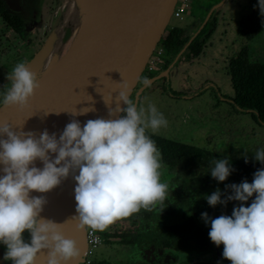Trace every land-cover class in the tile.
Wrapping results in <instances>:
<instances>
[{
    "label": "clouds",
    "instance_id": "clouds-1",
    "mask_svg": "<svg viewBox=\"0 0 264 264\" xmlns=\"http://www.w3.org/2000/svg\"><path fill=\"white\" fill-rule=\"evenodd\" d=\"M258 8L264 16V0H258ZM6 79L10 83L0 108H25L39 88L37 75L19 62ZM149 83L143 80L144 85ZM120 86L116 107H110L112 96L105 101L109 117L118 118L90 119L83 127L72 120L59 139L47 130L37 138L33 132L14 131L7 122L0 124V244L6 247L5 261L36 264L42 252H47V264L79 260L77 243L65 237L63 224L41 217L47 200L31 195L52 191L70 174L76 185V215L65 223L74 222L77 230L104 232L117 221L165 200L168 185L161 182V154L147 133L149 129L157 133L168 121L155 104L138 105L130 98L128 86ZM121 103L126 107L121 108ZM90 111L94 109L71 115ZM253 155L264 165V149ZM37 160L42 169L35 166ZM232 171L227 158L211 162V177L218 182L226 181ZM226 191L231 195L224 200L219 189L205 196L212 207L240 202L231 216L211 219L201 214L205 223L210 222V240L217 247L223 245L222 256L230 264H264V168L254 173L251 183L226 185ZM254 194L250 206H244ZM25 232L30 234L29 242H25Z\"/></svg>",
    "mask_w": 264,
    "mask_h": 264
},
{
    "label": "flooded vegetation",
    "instance_id": "flooded-vegetation-1",
    "mask_svg": "<svg viewBox=\"0 0 264 264\" xmlns=\"http://www.w3.org/2000/svg\"><path fill=\"white\" fill-rule=\"evenodd\" d=\"M209 4L210 0H205ZM210 7L206 9V15L201 17L200 21L186 24L189 16V9L194 0H189L186 8L183 11L181 20H174L180 24L173 25L171 21L167 27L161 41L157 44L153 51L145 69L142 72L141 78L134 88L130 98L138 105L145 104L148 100L152 103L161 101V105L157 106L158 110L162 112L168 121L167 127L161 128L157 133L153 134L148 130V135L155 141V144L161 154L162 168H161V181L164 176L172 178L173 190H168L166 198L163 202L157 203L151 210L141 209L138 213L130 217L121 219L111 225L106 231L99 232L101 238L100 246L95 250L92 255L93 264H230L223 258V245L217 247L209 238L210 222L205 223L202 219V213H207L208 217L215 219L220 215L231 216L233 208L239 206L238 201H229L226 205L218 204L215 207L210 206L205 196L213 194L221 187L226 188V185H232L237 179L239 161L245 163H256L258 161L254 158V153L257 150L264 149V123L258 118V113L251 109H241L234 100V93L231 86L230 76L228 74L229 62L241 55L246 54L251 63L262 64L264 63V22L262 27L254 32V38L249 39L241 35L239 30L243 21H248L249 16L254 10L253 3L250 0H229L231 2L229 7L230 15L224 30L226 34V44L219 50H211L209 56L203 50L206 47L205 28L211 21L213 15L221 16V12L226 8L225 0L221 5V0H212ZM218 6L216 9L212 8ZM235 16V20L232 19ZM221 18H224L222 15ZM232 19V20H231ZM183 25V26H182ZM212 28L209 30L211 35L216 30V26L212 23ZM228 28L232 30L234 39L228 43ZM178 34L186 39L185 43L176 52H172L167 46L166 39L172 32ZM34 40L35 45H41L43 42L42 37L34 36L32 32L27 29L24 20L12 13L6 3L0 0V62H3V69L0 73V100L3 98L4 89L7 85L6 76L19 62L26 63L30 58L31 53L27 49L26 44ZM212 44L211 42L209 45ZM31 49H35L32 46ZM218 53V56L215 55ZM211 58L215 60L214 63H223L225 74L228 77V88L230 89L231 96L225 99H218L217 85H209L212 89L204 88L208 83H212L207 75L205 69L200 70L205 64V59ZM211 66L212 65L211 63ZM192 71V72H191ZM195 73V79L198 82L192 83L188 87H182L183 82L189 77V74ZM148 79V85L143 84V80ZM173 80H175L173 82ZM194 84V85H193ZM173 88L175 90H173ZM213 99L214 101L209 104L205 102L201 109L206 108L209 104V115L211 113H219L222 122L219 125L220 135L216 130L217 138L213 139L208 127L205 137V146L203 148L199 144L186 143L174 137H167L164 133L169 128L171 123L179 122L185 123L191 121L192 113L201 117L202 112H197L196 102H204L205 99ZM189 104V105H187ZM230 105V112L223 111L222 105ZM205 105V106H204ZM145 107L147 105H144ZM126 107V106H125ZM229 107V106H228ZM233 112L237 113L234 114ZM239 113V114H238ZM251 116L255 124L252 125L253 136L261 146H254L252 152L239 150L225 151L224 147H217L216 143L220 139L225 140L226 134L229 133L230 125L226 122V116L242 115ZM210 117V116H209ZM261 130V136L256 135V131ZM226 132V134H225ZM224 133V135H222ZM182 138H186L181 136ZM243 138L244 135H239ZM241 138V139H242ZM243 140H246L245 138ZM161 141H170L179 146L192 147L204 152L205 157H178L172 163H167L162 157ZM224 151V152H223ZM227 158L230 162V167L234 169L229 177L224 182H218L209 177H201L204 172L210 170L211 162L215 159ZM193 166H199V169L191 171ZM188 171L186 172V169ZM194 168V167H193ZM196 171L197 178L192 177L190 174ZM167 173V175L163 173ZM212 187L205 185L206 182L211 181ZM204 180V181H203ZM181 182V185H177ZM169 185V186H170ZM195 187H201L200 194H196ZM199 190V189H198ZM195 192V194H194ZM231 195V192L228 191ZM226 196H221L224 200ZM141 214L140 221L136 218ZM136 215V216H135ZM135 216V217H134ZM25 242H29L28 232L24 233ZM149 246H153L154 250L148 254ZM101 247L106 250V254L110 252L105 258H98V251ZM162 249L163 256L158 257L157 251ZM6 247L0 244V264H12L11 261H5L4 255ZM108 252V253H107ZM114 253V255H112ZM165 253L168 257L165 258ZM86 253L84 255L85 260ZM118 257V258H117ZM131 257V259H129ZM173 258V260H170ZM155 259V260H152ZM173 261V262H172ZM126 262V263H125Z\"/></svg>",
    "mask_w": 264,
    "mask_h": 264
},
{
    "label": "water",
    "instance_id": "water-1",
    "mask_svg": "<svg viewBox=\"0 0 264 264\" xmlns=\"http://www.w3.org/2000/svg\"><path fill=\"white\" fill-rule=\"evenodd\" d=\"M3 1L43 42L40 46H34V40L26 44L31 57L25 64L37 75L39 88L25 108H0V124L7 122L14 131L33 132L37 138L47 130L59 139L72 120L83 127L90 119L118 118L109 117L105 101L112 96L110 107H116L122 83L131 96L179 0H49V4L41 3L29 12L26 8L31 0ZM58 15L60 23L54 27ZM120 106L125 107L123 103ZM84 108L94 111L71 115ZM49 155L54 158V154ZM35 166L43 168L39 160ZM75 186L70 174L52 191L31 195L44 196L47 203L41 217L63 224L65 237L77 243L80 257L76 264H83L86 229L77 230L74 222L65 223L76 215ZM148 250L144 254L154 247ZM162 254V249L157 251L158 257ZM36 264H47V252L38 255Z\"/></svg>",
    "mask_w": 264,
    "mask_h": 264
},
{
    "label": "rangeland",
    "instance_id": "rangeland-1",
    "mask_svg": "<svg viewBox=\"0 0 264 264\" xmlns=\"http://www.w3.org/2000/svg\"><path fill=\"white\" fill-rule=\"evenodd\" d=\"M54 2H59L61 0H52ZM217 1V0H216ZM225 0H221L220 5L224 2ZM229 0L225 1L226 3V8L223 9V11L221 12V16L223 15L224 18H221V16L218 15H213L211 21L207 24V28H205V35L207 33V36H205L206 38V47L203 49L206 53L207 56H209V53L211 50H219V48L224 47L226 44V34L222 33L224 32L226 25L229 23H224L227 22L228 20H230L229 15H230V10H229V5L231 2H228ZM212 1L210 0L209 4L207 3V1L205 0H194V2L192 3L190 9H189V16L187 18V23L186 24H192L193 22H197L201 20V17L204 16V14L206 15V9H208V7H210V5L212 4ZM41 3L43 4H49V0H31V3H29V6H27V12H29L31 10V8L36 7V9L38 8V5H40ZM215 7L212 8L211 12L213 11V9H215ZM60 15H58L55 20H54V27H56L59 23H60ZM232 19L235 20V16H232ZM231 19V20H232ZM212 23L215 24L216 26V30L213 32V34L211 35V32H209V30L212 28ZM171 24L173 25H179L180 22L178 21H171ZM183 26V25H182ZM228 43H232V45L234 44L232 42V40L234 39V36H232V30L230 28H228ZM212 43L209 45V43ZM218 56V53L215 54ZM215 60H212L210 57L205 59V64H203V67H201L200 70L205 69L207 75L209 76V79L211 80L212 83H208L207 86L205 85L204 88H209L212 89L211 87H209V85L213 84V85H217L218 89H217V98L220 99H225L231 96V92L230 89L228 88V77L225 74V69L223 68V63L219 62V63H214ZM212 65L214 66H211ZM3 62H0V73L1 75H4L1 70L3 69ZM192 72V71H191ZM195 73H191L189 74V77L186 78V81L183 82L182 87H188L190 85H192V83H194L195 81ZM175 80H173L174 82ZM195 82H198V80H196ZM7 80L5 83H3L4 85H7ZM194 85V84H193ZM173 90H175L173 88ZM214 100L213 99H205L204 102H196V110L197 112H202L201 117H199L196 112L192 113V117H191V121H187L185 123H179V122H175V123H171L169 128L165 131V135L167 137H174L176 139H180V141H186V143L191 144L192 142L194 144H199L201 147L203 146V148H209L207 146H205V137H206V132L207 131V127H208V133L210 132L211 137L213 139L217 138L215 132L216 130L218 131L217 133L220 135V132H222V130H220L219 125L222 122V118L221 115L219 113H211L209 115V104H211ZM205 102L209 103L208 106H206V108L201 109L200 106H202ZM148 103H152L150 100H148L144 105H147ZM152 104H155L156 107L161 105V101L159 103V101L153 102ZM189 105V104H187ZM205 106V105H204ZM229 106V107H228ZM222 110L227 112H230V105H222L221 106ZM234 114H237L235 112H233ZM239 114V113H238ZM242 115V114H241ZM210 116V117H209ZM243 117H237L236 115L233 116H226V122L228 125H230L231 127L229 128V133H231V135H227V137H225V140L220 139L219 141H217L216 145L218 147H224L225 151L229 152V150H239V148H241V152L245 151V148L247 149L246 151L248 152H252L253 151V147L254 146H261V144H259V141H257L253 136H251L252 133V125L255 124L254 121L252 120L251 116L248 115H242ZM261 130L258 129L256 131V135L259 137L261 136ZM224 135V133L222 134ZM239 135H244V137L241 139L239 137ZM181 136H184L186 138H182ZM246 140H243V139ZM224 152V151H223ZM194 167V168H193ZM191 169V171H193L194 169H199V166H193ZM189 168L186 169V172L188 171ZM165 175H167V173H163ZM197 172L194 171L192 172L190 175L194 178H197ZM210 174V170L208 169L207 172H204V174L201 176L203 178H207L209 177ZM172 178L170 176H164V179L161 181L163 183H166L168 185V190H173L174 186L170 185L172 184ZM205 178V180H206ZM204 181V180H203ZM170 185V186H169ZM177 185H181V182H178ZM205 185H207L209 188L212 187L213 183H212V179L209 182H206ZM196 189V194H200V192L204 189H202L201 187H195ZM199 189V190H198ZM221 193H223L222 196H227L230 195L228 191H226V188L221 187L220 188ZM195 194V192H194ZM141 214H138L136 220L140 221V219H142L143 217H140ZM136 216V215H135ZM134 216V217H135ZM108 253V252H107ZM107 255H111L110 252L108 254H106V250L104 249V247L98 251V258H105ZM112 255H114V253H112ZM118 258V257H117ZM129 259H131V257H129ZM128 264L130 261H128ZM126 263V262H125ZM127 264V263H126Z\"/></svg>",
    "mask_w": 264,
    "mask_h": 264
},
{
    "label": "trees",
    "instance_id": "trees-1",
    "mask_svg": "<svg viewBox=\"0 0 264 264\" xmlns=\"http://www.w3.org/2000/svg\"><path fill=\"white\" fill-rule=\"evenodd\" d=\"M253 3L254 10L249 16L248 21H243L240 27V34L252 39L254 32L262 27L264 16L261 15L258 8V0H250ZM178 32H172L166 39L167 46L172 52H176L185 43ZM228 74L230 76L231 86L234 93V100L241 109H251L258 113L259 120L264 123V63L254 64L246 54L239 56L229 62ZM162 157L165 162L172 163L178 157H205L203 151L187 147L179 146L170 141H161ZM264 168L259 161L256 163H242L239 161L238 176L234 184L239 185L247 180L251 183L254 173ZM252 198L245 203L244 206H250ZM240 205V202H239Z\"/></svg>",
    "mask_w": 264,
    "mask_h": 264
},
{
    "label": "built area",
    "instance_id": "built-area-1",
    "mask_svg": "<svg viewBox=\"0 0 264 264\" xmlns=\"http://www.w3.org/2000/svg\"><path fill=\"white\" fill-rule=\"evenodd\" d=\"M188 1L189 0H179L177 2L171 20H181L183 11L187 6ZM100 244L101 238L99 232H93L90 229H86V256L83 264H93L92 255Z\"/></svg>",
    "mask_w": 264,
    "mask_h": 264
},
{
    "label": "bare ground",
    "instance_id": "bare-ground-1",
    "mask_svg": "<svg viewBox=\"0 0 264 264\" xmlns=\"http://www.w3.org/2000/svg\"><path fill=\"white\" fill-rule=\"evenodd\" d=\"M58 5H59V4H58ZM67 18H68V19H71V16H68ZM44 27L46 28V26H44Z\"/></svg>",
    "mask_w": 264,
    "mask_h": 264
}]
</instances>
